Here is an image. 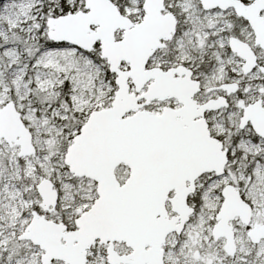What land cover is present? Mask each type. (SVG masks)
Segmentation results:
<instances>
[{"label":"snow or ice","instance_id":"obj_1","mask_svg":"<svg viewBox=\"0 0 264 264\" xmlns=\"http://www.w3.org/2000/svg\"><path fill=\"white\" fill-rule=\"evenodd\" d=\"M0 264H264V0H0Z\"/></svg>","mask_w":264,"mask_h":264}]
</instances>
